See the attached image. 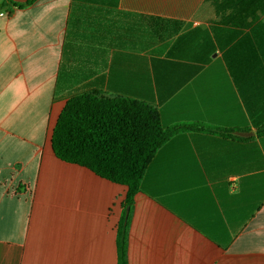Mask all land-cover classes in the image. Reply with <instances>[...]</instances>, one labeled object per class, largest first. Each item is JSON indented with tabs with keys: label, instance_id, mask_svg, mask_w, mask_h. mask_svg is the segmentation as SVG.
Returning <instances> with one entry per match:
<instances>
[{
	"label": "crops",
	"instance_id": "obj_1",
	"mask_svg": "<svg viewBox=\"0 0 264 264\" xmlns=\"http://www.w3.org/2000/svg\"><path fill=\"white\" fill-rule=\"evenodd\" d=\"M0 0V264H118L126 186L57 158L67 101L184 130L135 194L127 264H264V0Z\"/></svg>",
	"mask_w": 264,
	"mask_h": 264
},
{
	"label": "trees",
	"instance_id": "obj_2",
	"mask_svg": "<svg viewBox=\"0 0 264 264\" xmlns=\"http://www.w3.org/2000/svg\"><path fill=\"white\" fill-rule=\"evenodd\" d=\"M36 1L13 4L22 8ZM184 130L233 134L231 130L198 124L165 127L159 111L151 104L130 98H108L96 92L72 96L58 118L52 134L57 158L128 188L119 227L118 264H127L129 217L147 167L159 148Z\"/></svg>",
	"mask_w": 264,
	"mask_h": 264
}]
</instances>
